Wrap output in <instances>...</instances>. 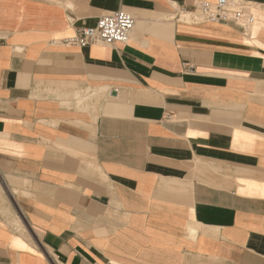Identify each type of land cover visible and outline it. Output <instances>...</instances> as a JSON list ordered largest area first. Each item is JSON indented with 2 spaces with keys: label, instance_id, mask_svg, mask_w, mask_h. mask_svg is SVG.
I'll return each mask as SVG.
<instances>
[{
  "label": "crops",
  "instance_id": "obj_1",
  "mask_svg": "<svg viewBox=\"0 0 264 264\" xmlns=\"http://www.w3.org/2000/svg\"><path fill=\"white\" fill-rule=\"evenodd\" d=\"M217 1L0 0V264H264V0Z\"/></svg>",
  "mask_w": 264,
  "mask_h": 264
},
{
  "label": "built area",
  "instance_id": "obj_2",
  "mask_svg": "<svg viewBox=\"0 0 264 264\" xmlns=\"http://www.w3.org/2000/svg\"><path fill=\"white\" fill-rule=\"evenodd\" d=\"M259 7L241 0H218L216 3L199 2L197 12L190 15L195 23L234 24L248 35L253 27V11ZM135 28V19L124 11L103 15L93 28H82L78 35L67 41L72 46L85 48L95 44L113 46L128 42Z\"/></svg>",
  "mask_w": 264,
  "mask_h": 264
},
{
  "label": "bare ground",
  "instance_id": "obj_3",
  "mask_svg": "<svg viewBox=\"0 0 264 264\" xmlns=\"http://www.w3.org/2000/svg\"><path fill=\"white\" fill-rule=\"evenodd\" d=\"M189 18H190V16H188V15H185L182 17L183 20H188Z\"/></svg>",
  "mask_w": 264,
  "mask_h": 264
}]
</instances>
